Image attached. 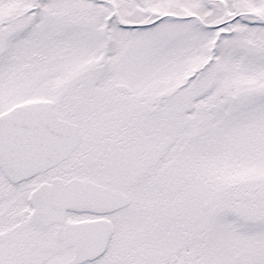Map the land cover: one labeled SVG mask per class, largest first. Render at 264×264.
<instances>
[{
    "label": "snow or ice",
    "instance_id": "1",
    "mask_svg": "<svg viewBox=\"0 0 264 264\" xmlns=\"http://www.w3.org/2000/svg\"><path fill=\"white\" fill-rule=\"evenodd\" d=\"M0 264H264V0H0Z\"/></svg>",
    "mask_w": 264,
    "mask_h": 264
}]
</instances>
